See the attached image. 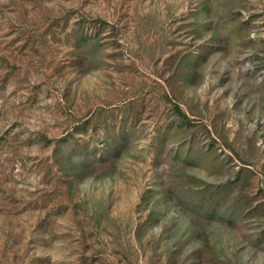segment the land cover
<instances>
[{
  "label": "rangeland",
  "instance_id": "obj_1",
  "mask_svg": "<svg viewBox=\"0 0 264 264\" xmlns=\"http://www.w3.org/2000/svg\"><path fill=\"white\" fill-rule=\"evenodd\" d=\"M0 264H264V0H0Z\"/></svg>",
  "mask_w": 264,
  "mask_h": 264
}]
</instances>
